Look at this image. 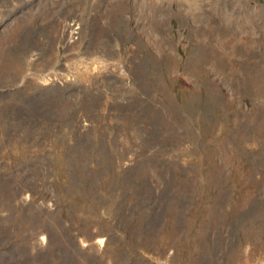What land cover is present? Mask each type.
<instances>
[{"label":"rangeland","instance_id":"1","mask_svg":"<svg viewBox=\"0 0 264 264\" xmlns=\"http://www.w3.org/2000/svg\"><path fill=\"white\" fill-rule=\"evenodd\" d=\"M0 264H264V0H0Z\"/></svg>","mask_w":264,"mask_h":264}]
</instances>
